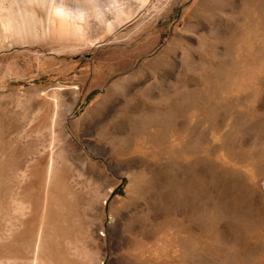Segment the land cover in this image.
<instances>
[{"label": "rangeland", "instance_id": "1", "mask_svg": "<svg viewBox=\"0 0 264 264\" xmlns=\"http://www.w3.org/2000/svg\"><path fill=\"white\" fill-rule=\"evenodd\" d=\"M124 1L0 44V264H264V0Z\"/></svg>", "mask_w": 264, "mask_h": 264}, {"label": "bare ground", "instance_id": "2", "mask_svg": "<svg viewBox=\"0 0 264 264\" xmlns=\"http://www.w3.org/2000/svg\"><path fill=\"white\" fill-rule=\"evenodd\" d=\"M141 1L142 4L146 2ZM124 2L113 0L109 3V8H105V4H99L98 0H86L82 4L74 3L71 6L57 5L49 0H17L5 6L0 0V44L5 41L22 44L35 41L38 38L36 30L39 25L44 38H54L77 45L88 43L92 46L94 38L90 32L94 30L96 21H99L105 30L110 31L115 24H120L129 17V10ZM33 6L44 9L45 19L40 20L37 17ZM110 63L105 61L103 68L111 65ZM117 66L118 69L122 67L120 64ZM107 93L111 95V90Z\"/></svg>", "mask_w": 264, "mask_h": 264}]
</instances>
